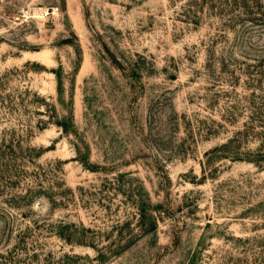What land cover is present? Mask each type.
I'll return each mask as SVG.
<instances>
[{"label":"rangeland","instance_id":"1","mask_svg":"<svg viewBox=\"0 0 264 264\" xmlns=\"http://www.w3.org/2000/svg\"><path fill=\"white\" fill-rule=\"evenodd\" d=\"M0 264H264V0H0Z\"/></svg>","mask_w":264,"mask_h":264}]
</instances>
